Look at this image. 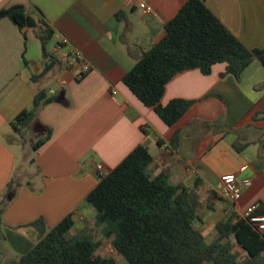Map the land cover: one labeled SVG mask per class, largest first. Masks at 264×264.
I'll return each instance as SVG.
<instances>
[{
  "label": "crops",
  "instance_id": "0c3cea01",
  "mask_svg": "<svg viewBox=\"0 0 264 264\" xmlns=\"http://www.w3.org/2000/svg\"><path fill=\"white\" fill-rule=\"evenodd\" d=\"M187 1L0 0V10L22 5L36 23L23 34L0 18V264L34 247L40 237L31 223L38 219L47 233L72 214V234L98 228L103 235L85 199L100 171L110 173L142 144L153 159L148 175L164 173L171 185L184 186L197 198L195 226L205 239L215 240L217 223L239 218L248 207L264 215V66L259 60L238 80L225 64L214 65L208 75L198 69L176 74L160 104L173 99L193 104L172 126L122 83ZM204 3L247 49H264V0ZM44 31L49 36L42 45ZM64 38L69 44H61ZM74 50L91 63L87 73H80ZM50 64L46 75L31 80ZM40 90L55 101L16 133L12 124ZM48 130V139L33 150ZM27 132L39 136L30 156L19 139ZM225 174L251 181L235 203L216 192ZM11 180L13 193L5 199ZM234 251L244 259L242 250Z\"/></svg>",
  "mask_w": 264,
  "mask_h": 264
},
{
  "label": "trees",
  "instance_id": "16d2710c",
  "mask_svg": "<svg viewBox=\"0 0 264 264\" xmlns=\"http://www.w3.org/2000/svg\"><path fill=\"white\" fill-rule=\"evenodd\" d=\"M206 0H188L164 25V36L143 52L122 78V83L145 107L152 108L160 120L172 126L193 104L184 99L170 100L162 106L166 84L178 73L198 69L208 75L216 64H225L226 72L237 80L253 61L264 66V49H247L208 10ZM24 34L36 26L24 6L0 10ZM120 19V13L115 15ZM48 31L39 35L44 44ZM45 65L33 75L37 81L51 68ZM38 91L29 110L22 111L12 124L20 134L44 105L55 101ZM33 145L36 150L48 139ZM176 137H174L175 140ZM148 148L138 145L110 173L100 177L86 202L95 211V224L103 235L112 238L113 248L128 264H264V233L241 218H229L215 226L216 239L210 243L196 228L197 207L190 192L181 185H171L166 174L151 177L152 162ZM11 180L4 198L13 193ZM66 215L49 232L42 219L31 223L39 240L26 254L2 264H116L112 258L96 255L93 238L72 234L74 220ZM244 253L238 259L235 248Z\"/></svg>",
  "mask_w": 264,
  "mask_h": 264
},
{
  "label": "built area",
  "instance_id": "2783aa9c",
  "mask_svg": "<svg viewBox=\"0 0 264 264\" xmlns=\"http://www.w3.org/2000/svg\"><path fill=\"white\" fill-rule=\"evenodd\" d=\"M140 8L147 12V8L144 4H141ZM61 44L67 45L69 44V41L64 38L62 39ZM73 58L79 67L81 74L90 71L91 63L82 52L74 50ZM104 175L105 174L102 171L99 172V177ZM250 185L251 181L248 179L238 181L235 174H225L220 177V183L216 192L222 199L230 203H235L241 197L242 188L249 187ZM254 210L255 206L248 207L241 213L239 218L245 219L249 223L254 224L259 231L264 233V215H256L254 214Z\"/></svg>",
  "mask_w": 264,
  "mask_h": 264
},
{
  "label": "rangeland",
  "instance_id": "374dc122",
  "mask_svg": "<svg viewBox=\"0 0 264 264\" xmlns=\"http://www.w3.org/2000/svg\"><path fill=\"white\" fill-rule=\"evenodd\" d=\"M37 138H39V136L36 133H32V132H27L24 135L21 134V136H19V139L24 143V147H25L24 152L25 154H27V156H30L32 154L31 145L37 140ZM22 167L20 166L17 168L20 170ZM192 200L196 204V207H198L197 198L195 197V195L192 196ZM77 238L78 239L93 238L94 241L98 244V248L95 253L96 255L104 257V258H112L116 262V264H128L122 258V256L118 254L116 250L113 248V245H112L113 237L112 236L109 238L105 237L104 235L101 234L98 228H94L91 231L87 230L82 235H78ZM212 241H213L212 239L206 238L207 243H210Z\"/></svg>",
  "mask_w": 264,
  "mask_h": 264
}]
</instances>
